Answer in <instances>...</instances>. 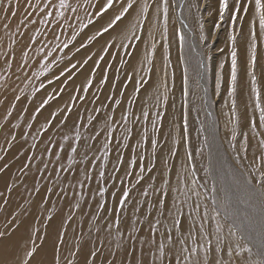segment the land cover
<instances>
[{
  "label": "bare ground",
  "instance_id": "1",
  "mask_svg": "<svg viewBox=\"0 0 264 264\" xmlns=\"http://www.w3.org/2000/svg\"><path fill=\"white\" fill-rule=\"evenodd\" d=\"M52 1L42 0L43 7L46 3L50 5ZM104 2L105 0H85L84 4L80 3L81 9H77L72 15V23H77L80 28L72 29L70 35L65 36L67 37L65 41H59V45H56L57 40L46 44L44 51L37 53V57L32 61L31 68L24 69L26 71L24 78L27 79L31 76L32 70L39 65V58L56 47L57 55L51 58V63L59 58L56 69L68 68L72 73V79L62 93H59L63 83L61 78L59 81L48 83L49 87L46 85L41 89L42 79L37 77L31 79L30 86L15 95L22 94V97L5 122L4 117L1 119V116L11 105L9 100L0 104V150H2L1 154L5 152L3 156L5 159L0 160V167L4 163L9 164V169L0 173V193H3V197H0V231H8L10 241H20L22 247L17 253L20 258L24 255L23 241L20 238L26 237L29 229H39L37 236L43 237L47 234L45 241L39 239L35 241L37 245L43 243V250L37 254L32 264H36L41 259L45 264H51L53 241H56L61 231H66L67 243L63 245L57 243V246L60 248V259L64 264L67 259L72 258L68 250L69 248L75 250L78 237L81 238L79 242L85 251L101 250L98 264L105 257L115 259L117 264L129 259L135 264V260L141 256L142 247L144 256L148 259L149 246L141 245L140 238L143 237L145 240L149 238L150 224L160 221L156 224L157 240L160 238L159 234L166 228H172L175 239L178 234L173 227V217L181 219L186 228L191 223L187 219L188 214L191 212L193 218L197 215L194 210L197 202L201 204V210L205 203L211 207L209 188L213 180L217 181L219 187L222 179L223 186L227 190L231 189L230 178L233 180V177H237L242 181L240 168L234 157L236 152H240L241 157L244 156L241 151L243 136L237 135L234 152L231 147L233 124H230L229 120L236 118L232 115L231 98L227 93L231 70V43L228 37L233 31V26L227 14L226 18L229 20L225 18L226 21L221 22L218 32L210 26V21L219 20V0H169L168 50L165 53L161 32L156 31L157 47L153 60L158 71L153 74L146 72L148 64L144 60V52L147 46L142 41L131 39L130 34L129 38H124L121 33L131 19L130 16L118 22L113 29H109L108 33L96 36V32L101 27H106L109 18L114 15L113 10L102 16L95 15ZM23 3L29 4L28 0ZM74 4L79 3L74 0ZM210 7L212 14L210 12L211 15L208 16ZM119 8L120 0H117L116 9ZM77 16L79 19H76ZM41 20L43 18L37 19L39 23ZM89 20L92 21L91 24L88 23ZM82 24L88 27L81 29ZM239 27L238 23L237 31ZM15 31V26L12 25L10 36H13ZM74 32L80 34L72 40ZM180 32L184 36L182 46L179 40ZM140 34L137 32V35ZM202 35L206 39L202 40ZM92 36H95V39L89 40L88 38ZM144 38L148 39L146 34ZM197 40L200 41L201 47H204L206 54H209L207 72L206 64L203 68L201 66ZM69 41L71 43H68ZM109 42L112 44L110 47ZM65 43H68V48L63 47ZM215 43L218 53L216 48H210ZM81 44L85 47L81 48ZM257 46L256 75L258 86L262 91L261 103L264 106V38H258ZM105 47L108 48L107 52L103 50ZM77 49H80L79 52ZM64 52L68 53L65 57L62 56ZM237 52L238 80L235 99L237 115L241 117L237 131L240 133L247 131L250 143L254 146L260 137H253L250 128L243 121L245 106L251 101L254 110L255 97L250 92V77L246 70L248 52L244 39L240 37H238ZM89 56L91 60L87 65H83V61ZM101 56L104 57L103 60L100 59ZM22 60H24L22 55L12 58L6 52L0 68L9 67V64L15 67ZM221 63L224 64L222 70ZM73 64L76 65L75 70L72 69ZM185 69L187 97L184 95ZM165 71L166 77H164ZM69 72L61 77L66 78ZM105 75L107 80L101 83ZM49 76L45 81L52 77ZM218 76L223 77L219 94L216 90ZM88 78L93 80L88 92L77 91L86 84ZM161 79H166V87L160 83ZM37 89L39 91L33 95ZM56 93L59 94L55 95L40 113L35 112L48 94ZM81 96L84 97L83 100L79 99ZM72 97L77 98L73 100ZM117 100L120 101L119 105L116 104ZM26 107L28 111H24ZM69 108H71L70 113ZM145 110L148 111L147 119L143 115ZM52 112H57L59 119L53 120L52 125H49L45 131L44 125L47 119H52ZM60 112L63 114L61 115ZM185 112H187L186 139L183 138ZM254 114L258 121V110H255ZM33 115H36L37 119L32 120ZM125 115L127 120L124 119ZM65 118H67L66 123L61 125L60 121ZM153 120L156 121L155 130ZM16 121H19V127H14ZM29 123H32L33 127L29 128ZM128 129H131V135L125 140ZM145 130L147 139L144 137ZM77 131L81 136L79 142L75 140ZM257 131L264 133V129L257 128ZM13 133L16 134L15 140H12ZM24 133H27V136H24ZM65 135L69 138L67 141L63 139ZM93 136H96V139H92ZM152 139L158 141L155 159L151 146ZM177 140L180 141L179 144L176 143ZM7 141H12L11 148L8 147ZM60 144L64 145L63 150L60 149ZM69 144L77 146V153L71 152ZM105 144H108L107 148ZM46 148H51L52 153L46 152ZM188 151L192 153L190 160L187 158ZM253 151L259 154L258 150L250 147L248 160L243 162L245 167L250 163ZM173 152L176 155H172ZM56 153H59V161ZM105 153L107 160L104 159ZM29 156H34L35 159L29 161ZM133 156L137 159L135 166L130 165ZM141 156L144 157L143 161L140 160ZM118 157L122 158L123 163L119 162ZM26 163L30 164V167L21 172V168ZM140 163L144 164L143 173L140 172ZM45 164H47L46 169H44ZM37 168L43 169V172H38ZM101 171L104 172L103 179L99 176ZM126 172L132 175H127ZM140 175H143L144 179L137 183ZM153 177L155 179H152ZM165 180L168 181L166 195ZM37 182L40 188L39 194L35 192ZM81 183L83 187L80 186ZM233 184L236 187L234 181ZM8 185L13 187L10 193L7 191ZM49 187L53 190L51 193L47 192ZM101 187L106 189L102 195L99 193ZM124 189L129 190V197L121 206L119 201ZM145 190L147 195L144 194ZM196 192L200 194L199 198L195 195ZM45 196L48 197L47 203L42 201ZM5 198L9 201L7 205H4ZM160 199L165 202L163 214L159 205ZM76 203L81 205L80 209L74 207ZM101 203L104 204L103 209L99 208ZM37 205L42 206L37 207ZM177 209H180L184 215L180 216ZM169 211L172 215H169ZM14 213L17 216H14ZM25 213L30 214L25 215ZM70 213H74L73 221L62 224V219ZM48 214H51V220H48ZM117 218L120 221L119 229L116 225ZM134 221L135 227L142 231L132 232ZM110 223L111 229L108 228ZM196 224L198 226V219ZM131 235H135L137 239L130 240ZM165 243L167 246L166 241ZM125 247L129 251H134V255L126 257ZM176 247L178 248L179 245ZM112 252L117 255L111 256ZM12 259L15 257L0 255V264Z\"/></svg>",
  "mask_w": 264,
  "mask_h": 264
},
{
  "label": "snow or ice",
  "instance_id": "2",
  "mask_svg": "<svg viewBox=\"0 0 264 264\" xmlns=\"http://www.w3.org/2000/svg\"><path fill=\"white\" fill-rule=\"evenodd\" d=\"M31 5V0H28ZM117 0H105L103 5L99 8V11L95 13L96 16H102L106 14L109 10H113L114 15L109 18L106 23V27H101L96 32V36H100L102 33H108L109 29H113L114 26L117 25L118 22L122 21L127 17H131L128 24L121 30L124 38H129V34L131 39L142 41L147 48L144 52V60L147 61L148 67L146 72L149 74L156 73L158 71L157 66L154 63L153 57L156 53V42H155V33L156 31L161 32L162 39L164 41L163 48L165 53L168 50V24H169V0H120V8L116 9ZM0 4H3V0H0ZM50 7L49 4H45L43 9H40L41 12H44L46 9ZM54 7V5H53ZM59 9H69L71 5L67 3V0H59ZM197 10H199V7ZM11 10V16L13 18L16 17L17 11L19 10V0H17V4L15 8H12V0H8L7 5H4V19H8V13ZM73 12H76V8H71ZM51 11H47L48 16H52ZM226 14L230 19L233 31L229 34V41L231 43V70L230 77L228 80L227 93L231 98V111L235 120L230 119L229 123L233 124L231 130V147L233 151H236V138L237 135H242L243 140L241 143V151L244 153V156L241 157L240 152H236L234 160L236 164L240 168V177H233V181L237 187V193H232L227 190L223 186V181L221 179L220 186L218 187L217 181L213 180L211 184V207L205 203L201 210V204L197 202L195 204V212L196 217L193 218L191 212L188 214L187 219L191 221L185 228L182 224L181 219L173 217V227L176 229L177 237L174 239L172 234V228H166L164 232L159 234V240H157V229L156 224H159L160 221L157 220L156 224L149 225V238L145 240L143 237L140 238L141 245L147 244L149 257L148 259L144 256V249L141 248V256L135 260V264H264V133H260L257 131V128L264 129V106H262V91L258 86L256 69L258 67V46L257 40L258 38H264V0H219V20L216 23V28L219 29L221 27V22L225 21ZM32 13L28 12L26 14L25 20L31 17ZM56 15L58 17H64V11H57ZM76 19H79L77 16ZM161 21H162V30H161ZM44 20H41L40 23H44ZM25 23L24 20L21 21L23 25ZM35 23V21H32ZM89 24L92 23L91 20L88 21ZM240 24V27L237 31L236 25ZM245 24L247 25V31L245 32ZM4 29L7 30L10 27L9 23H4ZM88 27V25H81V29ZM203 25H201V28ZM19 31V29H17ZM137 32L141 33L137 35ZM79 32H74L72 35V40H75L76 36L79 35ZM148 37V39L144 38V35ZM238 37L243 38L245 42V47L248 52V57L246 61V70L247 75L250 77V92L254 95V110L251 107L252 102L250 101L248 105L245 106V112L243 114V121L250 128L253 137L259 136L257 143L253 146L250 143L249 133L244 131L242 133L237 131V128L240 125L241 117L237 115L236 110V91H237V80H238V52H237V43ZM34 40L35 37H32ZM89 40L95 39V36L89 37ZM201 39H206L203 35ZM179 40L181 46L183 45L184 36L183 33H179ZM12 43H15L13 40ZM68 43H71L69 41ZM68 43L63 45L64 48H68ZM112 46L111 42H109V47ZM11 47V44H9ZM85 45L81 44V48H84ZM150 49V50H149ZM80 49H77L79 52ZM107 52L108 48L105 47L103 49ZM52 53L49 51L47 56H50ZM47 56L44 59H47ZM23 59L25 63L27 62V53H23ZM101 60L104 59L103 56L100 57ZM89 60H91V56L87 57L83 61V65H87ZM165 60H167V56H165ZM143 62V61H142ZM55 63V61H53ZM70 63V61H69ZM11 67V64L8 65ZM98 66V62H97ZM50 65H44L43 71L47 72L50 70ZM224 68V64H220V69ZM72 69H76V65H72ZM135 71V69H133ZM65 72H69L68 68H65L60 72V76H64ZM43 74V73H41ZM167 76V72H164V77ZM151 78V76H150ZM53 79L59 81V76H53ZM72 79V73L69 72L67 80ZM131 79V77H129ZM67 80L65 83H67ZM107 80V76L105 75L104 80L101 83H104ZM52 81H49L51 84ZM93 80L91 78L87 79L86 84L82 86V88L77 89V91H83L85 93L88 92L91 87ZM160 83L166 87L167 81L166 79H161ZM185 87H184V95L187 97L188 89H187V75L185 69ZM223 83V77L218 76L216 90L217 94L220 92L221 84ZM6 90L9 89L8 85L3 86ZM45 86L41 83L40 88L43 89ZM14 91V90H13ZM39 89L35 90L33 95L38 92ZM64 91L63 88L60 89L62 93ZM138 91V90H137ZM59 94V93H57ZM20 96H15V100L19 101ZM77 97H72L75 100ZM53 99V94H48L47 98L42 101V103L35 109L36 113H40L41 109L45 107V105L49 104V101ZM79 99L83 100L84 97L81 96ZM165 103L167 102V96H164ZM0 103H4V101H0ZM116 104L119 105L120 101L117 100ZM16 107L15 104H12L10 108L7 109V115L5 116V120L8 119L9 116L12 115V109ZM258 110L259 117L257 121V117L254 114V111ZM24 111H28L27 108ZM59 111V110H58ZM68 112H71V108L68 109ZM62 115L63 113L60 112ZM145 119L148 117V111L145 110L143 112ZM158 115H160L158 113ZM52 119H47L46 124L44 125L45 131L48 129L49 125H52L53 120L59 119L57 112L51 113ZM32 120L37 119L36 115L31 117ZM66 119L60 121L61 125L66 123ZM124 119L127 120V115L124 116ZM91 123V119L89 121ZM156 121L153 120V128L155 130ZM14 127H19V125H14ZM28 127H33L32 123L28 124ZM184 137L187 138V112L184 114ZM10 131V130H9ZM99 133H97V136ZM109 139H111V132H109ZM131 135V129H128V135L125 136V140L129 138ZM24 136H27V133H24ZM145 139H147V132L145 130L144 134ZM16 139V135L12 134V140ZM65 141L69 138L67 135L63 137ZM92 139H96V136H93ZM75 140L77 142L81 141L80 133L77 131L75 135ZM8 147L11 148L12 141H7ZM158 141L156 139L151 140L153 158L155 159V153L157 148ZM177 144L180 143L179 140L176 141ZM35 148L36 145L34 144ZM70 150L72 153H77V146H73L69 144ZM108 147V144H105V148ZM250 147H254L257 151H253L252 159L250 163L245 167L244 161L248 160V151ZM60 149H64V145L60 144ZM46 152L49 154L52 153L51 148H46ZM172 155H176L175 152ZM56 158L59 161L60 156L59 153H56ZM187 158L190 160L192 158L191 151L187 152ZM5 157L0 156V160H4ZM35 159L34 156H29L28 160L31 161ZM104 159L107 160V153H105ZM144 157L141 156L140 160L143 161ZM120 163H123L122 158L118 157ZM71 163V159H70ZM137 163V159L135 156L132 157L130 161V165L135 166ZM166 163V161H165ZM30 164L26 163L21 168V172L24 169H28ZM140 172H144V164L140 163ZM47 168V164L44 165V169ZM9 169V164L4 163L2 167H0V173L6 172ZM152 169L150 168L149 171ZM38 172H43V169L37 168ZM67 171V169H65ZM118 171V169H117ZM127 175H132L130 172H126ZM101 179L104 178V172L101 171L99 173ZM86 179H91V177H86ZM143 175L139 176L137 183L143 180ZM152 179H155L154 177ZM168 181H164V194L166 195ZM83 187V183L80 185ZM12 185L7 186V191L12 192ZM53 190L51 187L47 188V192L51 193ZM106 191L105 188H99V193L102 195ZM159 191V190H158ZM35 192L39 194L40 188L38 186L35 188ZM145 195H147V191L145 190ZM67 194L65 193V196ZM115 195V193H113ZM197 198H199L200 194L198 192L195 193ZM0 197H3V193H0ZM129 197V190L124 189L123 195L119 201L120 205L123 206ZM235 197V198H234ZM83 198V197H81ZM43 203H47L48 197L45 196L42 198ZM9 203L8 199H4V205ZM159 205L161 208V214H163V209L165 202L163 199L159 200ZM240 205H245L242 209ZM42 205H37V207H41ZM76 209H80L81 205L76 203L74 206ZM99 208L103 209L104 204H99ZM177 212L180 216H183V212L180 209H177ZM223 212V216H222ZM30 213H25V215H29ZM17 216V214H13ZM169 215H172L171 211H169ZM52 216L49 214L48 220H51ZM74 213H70L66 218L62 219V224H67L68 222L73 221ZM199 220V224L197 226L196 220ZM119 218L116 220L117 229H119ZM7 228V225H6ZM108 228H112V224H108ZM39 229H29L28 235L26 237H21L20 240L23 241V249L24 255L23 258H20L17 253L20 251L22 245L20 241L12 242L10 241L8 231H0V255H9L15 257L12 260H5L3 264H32L33 260H36V256L43 250V243L37 245L35 241L37 239L42 242L47 239V234L45 236H37V232ZM142 229H138L135 227V221L132 225V232H139ZM66 231H61L58 233L56 241H53V260L51 264H61L60 259V248L57 246V243L63 245L66 242ZM80 237L77 238V243L75 245V250L69 248L68 254L71 259L66 260V264H98V258L101 255L100 249L85 251V249L80 244ZM130 240L135 241L137 237L135 235H131L129 237ZM5 241H9L5 243ZM167 242V246L166 243ZM191 241V243H189ZM176 245H179L177 248ZM118 247H122V245H118ZM134 247V246H133ZM154 249V251H153ZM111 256L115 257L117 253H110ZM124 255L126 257H131L134 255V251H129L128 248H124ZM36 264H45L44 260H38ZM99 264H117L115 259H108L105 257L103 261H99ZM120 264H133L132 260L121 261Z\"/></svg>",
  "mask_w": 264,
  "mask_h": 264
},
{
  "label": "rangeland",
  "instance_id": "3",
  "mask_svg": "<svg viewBox=\"0 0 264 264\" xmlns=\"http://www.w3.org/2000/svg\"><path fill=\"white\" fill-rule=\"evenodd\" d=\"M24 1L25 0H19V10L17 11L16 17L13 18L11 16V10H10L8 13V19L7 20L4 19L5 14L3 12V7H4V5H7L8 0H3V4H0V63L3 62L6 52L9 53L12 58L13 57L16 58L19 55L23 56V53H25V52L27 53V62L26 63L24 60H22L15 67L12 65L11 67L0 68V101L5 102V101L9 100V103L11 106H12V104L17 105V103L20 100L16 101L14 96L18 92L22 91L25 87L30 86L31 79H33V78L38 77L39 79H42L41 83H43L44 86L48 85V87H49L50 86L48 84L49 81L51 80L53 82L55 80V79H53V76H59V79L61 78L62 82H63L61 84L60 89L63 88L65 90L67 88V85L69 82V80H67L68 76H66V78H63L60 76V72L63 71L64 69H62V70L56 69V63L59 60V58H56L53 60V61H55V63H51V58L54 55H57V53L55 51L56 47L51 51L52 54L50 56H47V52H45L46 54H44V56L41 59L39 58V65L32 70L31 76L27 79L24 78L25 77L24 74L26 72V71H24V69L26 67L31 68V66L33 65L32 61L37 57V53L44 51V47L46 46V44L57 40L56 45L57 44L59 45L60 44L59 41H65V39L67 38L65 36L68 35L72 29L80 28V27H78L77 23L76 24L72 23L73 22V16H72L73 11L71 10V8H76V9L80 10L81 4H84L85 0H76L77 3H79V4H74V0H67V3L69 5H71V7L69 9H59V7H58L59 0H53L52 3L50 4V8L48 10V11H51L53 13L52 16H48L46 10L44 12L40 11V9L44 8L43 7L44 4L42 3V0L31 1V5L30 4H24L23 3ZM49 1L51 2V0H49ZM16 4H17V0H12V8H15ZM53 5H54V7H53ZM57 11H64V13H65L64 17H58L56 15ZM28 12H31L32 15L27 20H25L26 14ZM210 12L212 14L211 7L209 9L208 16L211 15ZM34 14H36V15L38 14V15L36 16ZM41 18H43L45 23L40 24L37 21V19H41ZM226 19H225V21H226ZM22 20L25 21V23L23 25L21 24ZM228 20L229 19H227V21ZM32 21H35V23H32ZM217 21L218 20H215L214 22L210 21V23H211L210 26H212L211 29H214V31L218 32L219 30L216 28ZM4 23L10 24L9 29H7V30L4 29V27H3ZM12 25L15 26V30H16L15 31L16 34L14 33L15 36L14 35L10 36V31H11ZM184 25L186 27H188L185 22H184ZM17 29H19V31H17ZM221 29H220V31H221ZM29 30H30V33H28ZM12 37H14V38L12 39ZM32 37H35V39L33 40ZM10 38L12 40H10ZM13 40L15 41V43H12ZM212 42H213V40H212ZM214 42H216V41H214ZM196 43H197L198 55H199V57H201V58H199L201 60V66L203 68L206 64L205 70L207 72V60H208L209 54H206V51H205L204 47L203 48L201 47L199 40H197ZM207 43H208V41H206V44ZM9 44H11V47H9ZM216 47H217V44L215 43V45L211 46L210 48L215 49ZM39 49H40V51H39ZM216 51H217L216 53H218V48H216ZM67 54H65V52H64L62 54V56L65 57V56H67ZM45 56H47L46 60L44 59ZM44 65H50L51 66L50 70L47 72H42ZM41 73H43V74H41ZM66 73L67 72H65L64 76L66 75ZM48 75H50L52 77L50 79H48L47 81H45V78ZM66 80H67V83H65ZM4 85L9 86V89L7 90L6 95H5L6 90L3 87ZM59 93H60V90H59ZM55 95H58V94L57 93L54 94L53 97H55ZM17 96L22 97V94H19ZM30 100L31 99H29L28 101L30 102ZM29 102L26 105L27 107L29 105ZM6 115H7V110L1 116V119L4 117V122L6 121L5 120ZM17 124H19V121H16L14 123V125H17ZM1 152H2V150H0V154H1ZM4 154H5V152L3 154H1V156H4ZM229 184L231 187V189H229V191L232 193H237V189L234 186L233 180L231 178L229 179ZM209 191L211 194V186L209 188ZM240 207L243 209L245 207V205H240ZM48 216H49V214H48ZM61 264H64L63 260H61Z\"/></svg>",
  "mask_w": 264,
  "mask_h": 264
}]
</instances>
